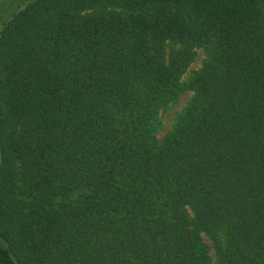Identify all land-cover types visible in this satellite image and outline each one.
I'll use <instances>...</instances> for the list:
<instances>
[{
	"label": "trees",
	"instance_id": "1",
	"mask_svg": "<svg viewBox=\"0 0 264 264\" xmlns=\"http://www.w3.org/2000/svg\"><path fill=\"white\" fill-rule=\"evenodd\" d=\"M197 46L206 58L182 81ZM0 264H264V0H34L13 14Z\"/></svg>",
	"mask_w": 264,
	"mask_h": 264
},
{
	"label": "rangeland",
	"instance_id": "2",
	"mask_svg": "<svg viewBox=\"0 0 264 264\" xmlns=\"http://www.w3.org/2000/svg\"><path fill=\"white\" fill-rule=\"evenodd\" d=\"M34 0H14L4 5H0V29L4 23L8 22L13 14L17 13L21 9H23L28 3ZM173 45L171 43H167L166 46V57L169 56L170 51L173 49ZM195 56L185 73L183 74L181 80L186 81L191 77V75L200 69L204 59L206 58V51L203 47L197 46L194 48ZM191 97L190 91H185L177 100L167 106L165 109L161 110L159 113V119L161 122L160 128L157 131V138H161L165 132L169 129L173 121L176 119L177 115L183 110L184 106L188 102ZM204 241L209 245V241L204 237ZM209 254L213 260V250L210 248Z\"/></svg>",
	"mask_w": 264,
	"mask_h": 264
}]
</instances>
